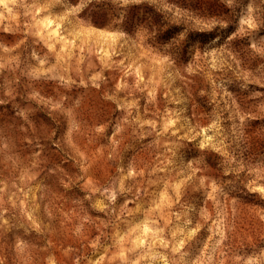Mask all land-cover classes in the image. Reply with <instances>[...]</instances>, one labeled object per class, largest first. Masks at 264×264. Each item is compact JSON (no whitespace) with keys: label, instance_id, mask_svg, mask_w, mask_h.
<instances>
[{"label":"rangeland","instance_id":"374dc122","mask_svg":"<svg viewBox=\"0 0 264 264\" xmlns=\"http://www.w3.org/2000/svg\"><path fill=\"white\" fill-rule=\"evenodd\" d=\"M0 264H264V0H0Z\"/></svg>","mask_w":264,"mask_h":264},{"label":"trees","instance_id":"16d2710c","mask_svg":"<svg viewBox=\"0 0 264 264\" xmlns=\"http://www.w3.org/2000/svg\"><path fill=\"white\" fill-rule=\"evenodd\" d=\"M72 2H77L78 0H71ZM112 10V6L108 3L97 4L96 2H92L90 6L87 8V11L90 12V15L93 19V23L97 26H105L108 24L109 16ZM131 9L126 15V24L130 25L134 22L136 15L132 12Z\"/></svg>","mask_w":264,"mask_h":264}]
</instances>
